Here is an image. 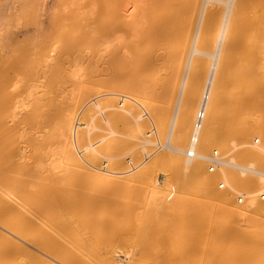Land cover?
<instances>
[{"label":"rangeland","instance_id":"374dc122","mask_svg":"<svg viewBox=\"0 0 264 264\" xmlns=\"http://www.w3.org/2000/svg\"><path fill=\"white\" fill-rule=\"evenodd\" d=\"M8 1L11 0H0V62L4 61L6 67L20 56L18 60L21 61L23 58V62L18 61L15 71L12 70V66L15 67L16 60L14 65L11 64L10 72L6 69L8 72L6 78L10 80V88L8 86L6 91H10L12 95H9L8 103L6 101L7 110L5 111L4 106L1 108L7 113L0 116H4L5 120L1 116V123L3 120L7 122L3 124L7 129L9 127L13 140L6 143L9 134L8 130H5L8 135L5 141L7 146L4 147L1 142H4L6 136L4 138L5 133L0 134L3 136L0 145L3 148L11 147V149L8 147L10 151L6 149L10 152L6 158L7 152H4L5 149L0 146V200L8 194L9 185L20 186L18 193L9 191L16 194H12L16 197L13 204L21 207L22 210L19 211L25 215L23 216L26 221L38 223V226L34 223L36 228L26 232V239L24 238L23 242L16 239L23 245V249L24 247L29 249L27 251L29 254L26 251L23 252L24 254L22 251L19 253L17 247L5 244L0 239V264H20L24 261L25 264H35L34 261L38 263L34 255H42L40 251L43 250L39 247L41 244L37 242L42 228V232L48 233L50 237L45 233L46 236L53 240L57 248L64 249L63 255L68 257V254L71 260H81L82 264H111L110 259L117 250L122 255L121 258L126 254V262L121 264H254L244 257H247V253L254 248L253 241L239 243L234 237H225L221 233L223 227L235 230L240 229L239 225L242 224V222L226 223L228 216L223 215V212L221 213L223 216L219 214L221 217L218 215L219 218L214 217L211 220L213 214L202 211L197 215L201 219L200 225L194 226L188 222L189 225L179 212H174L176 209L170 207V211L166 204L160 208H145L143 196H140L142 193L139 184L147 181L146 178L143 180L134 178L129 183V187L126 184V191L119 193L93 183L90 176L94 169L91 166H88L89 169L68 167L67 171L59 170V173L49 168L51 158H48V153L59 145L56 139L61 132L58 123L62 121V115L67 117L70 114L68 116L70 117L88 98L102 97L106 104L112 103L111 106L115 107L123 96H127V99L132 97L129 100L135 99L134 103L138 100L137 103L140 105L144 103L145 108L147 107L149 120L159 119L166 122L178 79L172 64L174 60L171 62L172 58L167 51L157 48L155 55L159 57L155 63L139 70L140 62L136 61V55L140 56L137 51L144 47L142 41L139 42L138 38L126 34V30L106 36L97 32L99 23L108 22V19L117 18L120 23L126 24L119 20V16L125 18V21L133 19V16L137 22L152 21L162 13L159 0H25L24 5L16 0L17 5L13 0L10 6ZM217 8L218 5H215L214 9ZM240 10L239 22H249L255 15L264 13V0H241ZM130 12L129 17H126ZM109 14H112L113 18H108ZM80 34H84L87 39H83L80 43H72ZM126 61H128L127 67ZM196 72L190 77L191 85L196 87H192L193 100L204 77L202 71ZM219 85L215 89V99L217 97L219 99L224 91ZM2 91L5 92V88L0 90L1 94ZM1 98L4 99L3 96H0ZM262 100L260 95L256 97L254 105L241 100L235 107L238 116L247 117L249 120L247 123L259 118L261 113L258 104ZM124 105L123 103L122 107ZM230 106L225 102L219 105L222 111H226ZM189 107L191 108L187 111L193 114L194 105ZM189 113L190 119L192 116ZM162 118H165V121ZM148 122L142 126L145 132L151 127ZM1 127L2 133L6 127ZM243 136L244 138H238L242 140L241 143L251 142L255 135L248 133ZM259 143H264L261 137ZM122 158L126 163V156ZM100 161L99 166L102 167ZM160 183H163V180H160ZM45 190L48 192L45 198L51 203H43ZM30 195L34 201L29 202ZM59 196L61 198L69 196V199L73 197L71 200H77V204L82 198L81 206L80 204L75 205L76 207L70 206L68 198L64 201L69 202L64 204L59 201L61 198L57 200ZM182 198L193 201L201 209L206 206L210 211L209 202L204 199L205 197L192 194L182 195ZM40 199H43L42 205H47L43 206V210L39 203ZM90 200L98 201L97 205L92 203V208ZM72 202L75 201H71V204ZM83 202L84 205L89 204L85 207V211ZM12 205L10 207L14 212L18 211V205L15 207ZM38 207H41V210ZM87 207H90V210ZM12 216L0 209V226L1 223L12 221ZM108 220L111 223H108ZM247 221L249 222V220L243 222L245 225H241V230L261 233L264 229V219L256 224L250 222L253 223L251 224L253 227L249 226L250 228L248 227L250 223ZM103 222L107 229L103 228ZM214 222L219 223L221 229L215 228ZM122 225L123 228L126 225V230ZM244 226H247V229L243 228ZM0 231L6 233L1 228ZM31 253L34 255H30Z\"/></svg>","mask_w":264,"mask_h":264},{"label":"bare ground","instance_id":"6f19581e","mask_svg":"<svg viewBox=\"0 0 264 264\" xmlns=\"http://www.w3.org/2000/svg\"><path fill=\"white\" fill-rule=\"evenodd\" d=\"M11 1H8L9 6ZM13 2L18 5L23 2L25 4L26 1L17 0V3L15 0ZM159 2L162 5V13L150 22H137L134 16L133 19L125 21V18L119 16V20L121 19L126 24L120 23L117 18L108 19V22L99 23L97 32L106 36L126 30V34H130L132 38H138L139 42L142 41L144 47L137 51L140 56L136 55V61L140 62L139 70L146 69L155 63L159 57L155 55L157 48L167 51L172 58L171 62L174 60L172 64H174L178 79L166 122L159 119L149 120L147 107L145 108L144 103V106L137 103L138 100L135 101L138 105L134 103L135 99L129 100L132 97L127 99V96H123L118 105L116 104V108L111 106L112 103L110 105L107 102V105L102 97L88 98L81 108L77 111L74 110L73 114L71 113L70 117H68L70 114L67 117L62 115V121L58 123V125L60 124L58 129L61 132L56 139L59 145L56 149L50 150L49 157L47 155L48 158H51V162H49L51 167L49 168L59 173V170L60 172H63L64 169L67 171L68 167L89 169L91 166L94 169L90 176L93 183L119 193H124L126 184L129 187V183L134 178H142V180L146 178L147 181L139 184L141 187L138 185L141 188L142 195L140 196H143L145 208H160L166 204V207L169 206L168 209L173 207L176 209H173L174 212H179L184 221L186 220L187 223L194 224V226L200 225L201 219L197 215L202 211L213 214L211 220L226 214L228 216L226 223L228 224L242 222L243 226L245 225L243 222L246 220H249L248 223L256 224L264 219V143L258 144L259 137L264 140V13L255 15L249 22H239L241 0H159ZM213 5H218V8L215 10ZM10 8L13 9L12 6ZM129 8L131 9V7ZM130 14L131 12L127 13L126 17H129ZM110 17L113 18L112 14H109L108 18ZM115 19L117 22L113 21ZM54 24L56 23L54 22ZM83 39H87V37L80 34L75 38V41H73L74 39L71 41L76 44ZM158 43L161 45L157 46ZM20 57H17V60L14 58L17 63L15 60L9 61L12 62L11 64L16 63L15 67L12 66L13 71H15L14 68L17 70ZM22 60L23 58H21ZM4 64V61L0 62V88H5L6 92L0 93V96L4 97V99H0H3L0 101V114L7 113L5 104L10 99L9 95H12L10 91V93L6 91L10 85V80H7L6 75L11 70V64L8 63L7 68ZM127 65L128 61H126V67ZM196 71H202L201 74H204V77L193 100L191 99L194 95L192 87L195 86L191 85L190 77L193 72L196 74ZM9 78L11 79L10 74ZM218 84L224 91L216 100L214 93ZM3 92L7 96L6 98ZM258 95L263 99L258 104L261 116L247 123L248 118L238 116L235 107L241 100L254 105ZM223 102L231 105L226 111H222L219 107ZM123 103L125 104L124 108L122 107ZM16 104L18 106V103ZM191 105H194L193 114L187 111L190 110L188 108H191L189 107ZM3 106L5 111L1 110ZM17 113L16 115H18ZM188 113L192 116L190 119ZM1 116L0 127H6V129L2 133L0 129V134L5 133L3 136L4 138L6 136V139H3L1 135L0 141L4 140L1 145L5 147L6 143L12 142L13 137L8 130L9 127L7 129V126H4L7 123L3 122L4 116L1 123ZM162 119L165 121V118ZM146 122L150 123L151 127H148L149 130L145 132L142 126ZM5 130H8L9 136L11 135V138L8 136L9 141ZM248 133L255 135L252 141L241 143L242 140H238V138H244L243 135H248ZM233 136L237 138L234 139ZM237 140L240 143H237ZM10 145L12 144L10 143ZM8 147H2L3 150L5 149L4 152L11 149ZM211 147L212 149H210ZM7 153L6 158L10 152ZM123 156H126V163ZM99 161L102 167L99 166ZM160 180H163V183H160ZM9 186L7 188L10 189H8L10 192L18 193L19 185V187ZM9 191H7L8 194H4V199L0 200V209L12 214L13 219L7 223H1L0 228L7 234L0 231V239L5 244L17 247V251L19 250V253L22 251L24 254L23 252H27L29 249L27 248V250L26 247L23 249V245L17 240L23 242L26 232L33 231L36 228L35 224L38 226V223L26 221L18 204H16L18 211L16 208L15 210L19 213L14 212L10 205L15 203L14 198L16 197L12 196L14 193ZM43 192L42 190V195ZM45 193L44 200L42 199L44 202L39 200L40 205L42 202L51 203L49 199L45 198L48 194L46 190ZM192 194L205 197L204 199L209 202L210 211L206 206H203L202 210L193 201L182 198V195ZM60 198L59 196L57 200ZM65 198H61L62 200L59 201L64 203ZM70 198L73 199V197ZM28 199L29 202L34 201L31 195ZM71 199L68 198L70 206L79 204L81 206L82 198H80L79 204L76 203L77 200ZM87 199L84 201L86 202ZM53 201L55 202V200ZM71 201L75 202L71 204ZM85 202L82 203V206ZM97 202L92 201L91 207L92 203L96 206ZM44 205H42V210ZM86 206L89 204L84 205L83 210ZM40 208L38 207V209ZM222 212L223 215H221ZM109 220L108 223H111ZM251 224L253 225L250 223L248 227H253ZM241 225H239L240 229L235 230L223 227L221 233L225 237H234L239 243L253 241L254 248L247 253V257H244L250 259V262L254 264H264V229L261 233L253 230L250 233L241 230ZM213 226L218 230L221 229L219 223L214 222ZM104 227L106 228L105 225ZM114 228L113 230L117 231ZM42 230L43 228L39 232V237H37L38 233L36 236L37 242L41 244L39 246L36 242V245L43 251L37 250L42 255L31 253L30 255L33 254L38 262L34 261L33 263L82 264L81 260L75 261L73 258L71 260L67 253L69 258L63 255L64 249L57 248L48 233L45 231L49 237ZM108 230L110 231V228ZM89 231L91 232V230ZM27 253L29 254V252ZM120 256L122 255L118 250L115 251L110 263L126 262V254L124 258ZM20 264H25V261Z\"/></svg>","mask_w":264,"mask_h":264}]
</instances>
